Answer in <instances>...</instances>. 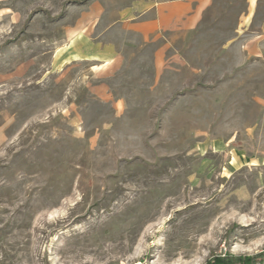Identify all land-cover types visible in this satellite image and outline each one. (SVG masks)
<instances>
[{
  "label": "rangeland",
  "instance_id": "rangeland-1",
  "mask_svg": "<svg viewBox=\"0 0 264 264\" xmlns=\"http://www.w3.org/2000/svg\"><path fill=\"white\" fill-rule=\"evenodd\" d=\"M159 1L0 0V264H264V0Z\"/></svg>",
  "mask_w": 264,
  "mask_h": 264
},
{
  "label": "crops",
  "instance_id": "crops-1",
  "mask_svg": "<svg viewBox=\"0 0 264 264\" xmlns=\"http://www.w3.org/2000/svg\"><path fill=\"white\" fill-rule=\"evenodd\" d=\"M200 2L201 0H197L195 3L194 0H172L154 3L152 7L156 11V17L148 23L135 24L134 29L142 34H147L162 27L171 19L181 20L184 24H189L192 18L196 16V10L201 4Z\"/></svg>",
  "mask_w": 264,
  "mask_h": 264
},
{
  "label": "trees",
  "instance_id": "trees-1",
  "mask_svg": "<svg viewBox=\"0 0 264 264\" xmlns=\"http://www.w3.org/2000/svg\"><path fill=\"white\" fill-rule=\"evenodd\" d=\"M259 256L264 257V254H259ZM255 258H240V257H214L207 261L206 264H250Z\"/></svg>",
  "mask_w": 264,
  "mask_h": 264
}]
</instances>
